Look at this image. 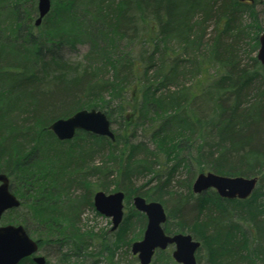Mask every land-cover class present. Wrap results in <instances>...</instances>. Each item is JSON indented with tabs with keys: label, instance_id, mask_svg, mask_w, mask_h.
<instances>
[{
	"label": "trees",
	"instance_id": "1",
	"mask_svg": "<svg viewBox=\"0 0 264 264\" xmlns=\"http://www.w3.org/2000/svg\"><path fill=\"white\" fill-rule=\"evenodd\" d=\"M37 3L0 0V173L20 200L4 223L23 225L38 250L51 248L44 264H112L142 237L146 217L132 205L140 195L163 205L165 233L200 241L197 263L204 254L208 264H264V67L256 57L264 0H51L36 26ZM78 45L88 46L83 65L61 53ZM92 108L117 125L114 140L79 130L61 141L49 129ZM139 126L150 129L152 148L136 141ZM165 161L173 166L161 173ZM179 168L188 181L172 186ZM207 171L258 183L246 199L193 193L194 177ZM97 190L125 195L116 230L81 223ZM154 259L177 264L166 250Z\"/></svg>",
	"mask_w": 264,
	"mask_h": 264
},
{
	"label": "water",
	"instance_id": "2",
	"mask_svg": "<svg viewBox=\"0 0 264 264\" xmlns=\"http://www.w3.org/2000/svg\"><path fill=\"white\" fill-rule=\"evenodd\" d=\"M252 1V0H239ZM51 0H38V17L35 25L38 26L44 16L48 14ZM256 57L264 67V27L258 36ZM49 129L58 140H68L79 130L94 135L106 136L114 140V132L106 114L98 109H80L65 118L54 120ZM258 182L257 177L224 176L214 172H200L192 183V191L200 194L208 189H214L219 197L225 199L248 198ZM124 193L120 190L106 193L95 191L93 206L95 210L111 219L110 230H116L124 215ZM133 207L145 214L146 226L140 240L132 242L130 251L136 255L139 264H150L157 249L164 250L173 246L171 256L178 264H197L195 252L200 247V241L194 240L189 233L166 234L163 224L166 221V212L159 201H147L136 195L132 199ZM20 201L10 190L9 178L0 173V220L2 215L19 207ZM38 244L30 237L23 225H0V264H18L22 259L35 255L36 264H44L45 258L38 255Z\"/></svg>",
	"mask_w": 264,
	"mask_h": 264
},
{
	"label": "rangeland",
	"instance_id": "3",
	"mask_svg": "<svg viewBox=\"0 0 264 264\" xmlns=\"http://www.w3.org/2000/svg\"><path fill=\"white\" fill-rule=\"evenodd\" d=\"M257 13H258V17L259 20L261 22V24L264 26V7L262 5H258L256 7ZM208 37L210 35L211 32V27L208 28ZM88 50V46L87 45H78L75 48H64L62 50V56L63 59L67 62H69L70 64H76V63H80V64H85L84 58H85V54ZM117 125L116 124H112V128L116 129ZM136 141H143L145 144H147L148 146H150V148H152L153 146H151L150 141H149V137H150V129H148L146 126H139L136 128ZM101 156H97L95 157L96 161L101 160L100 159ZM163 162V161H162ZM166 164H162L160 167L161 173L163 172H167L169 169H171V167L173 166V162L172 161H165ZM163 177V176H161ZM148 178L147 177H138L135 178L133 180V183L135 186H139L142 183H144V181ZM187 172L184 169L179 168L177 172H175L174 174H172V178H171V182L170 185H176L177 181H188L187 180ZM195 178V177H194ZM152 184V183H151ZM259 188L258 191H261L264 194V179L263 181L259 182L258 184ZM111 191H112V187L113 184H111L110 186ZM181 190H179V188ZM176 188L177 192H184L183 187L179 186ZM109 191V192H111ZM181 193V194H182ZM184 194V193H183ZM264 199V196H263ZM193 204V201L190 200L189 202H187L186 205V212L185 214L188 216L187 221H190L192 219V216H194V210H192L191 205ZM124 214L128 211L127 207L125 206L124 203ZM81 223L84 224V226L86 228L92 229L93 232L96 233H100L101 231H106L109 230L111 227V219L109 217H106L104 215H101L100 213H98L94 208H91L90 206L84 207L81 213ZM4 221L1 218L0 220V225H4ZM32 237L34 238L35 236L32 235ZM139 240L141 238H138ZM50 247H45L41 250H39V255L41 256H46V253H48V251L50 250ZM167 252L172 251V247H169L168 249H166ZM50 254V252H49ZM204 255V254H203ZM201 254L200 260L198 261L197 264H208L207 261L205 260L204 256ZM197 256V253H196ZM155 255L152 259L151 264H155ZM48 261L50 263L54 262V256L48 257L47 258ZM104 262H108L106 261L104 258H101ZM24 264H28L27 262H25ZM112 264H139L138 260L135 256L132 255V253L130 252V247L126 248V247H122L119 249L118 252H116L114 254L113 257V261Z\"/></svg>",
	"mask_w": 264,
	"mask_h": 264
}]
</instances>
